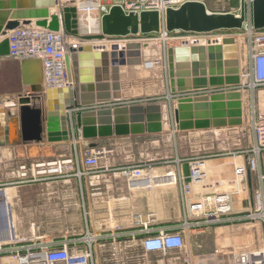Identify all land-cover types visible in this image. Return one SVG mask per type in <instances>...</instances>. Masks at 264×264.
I'll return each mask as SVG.
<instances>
[{
    "label": "water",
    "instance_id": "obj_1",
    "mask_svg": "<svg viewBox=\"0 0 264 264\" xmlns=\"http://www.w3.org/2000/svg\"><path fill=\"white\" fill-rule=\"evenodd\" d=\"M246 6L239 15L211 12L201 3H187L179 9L126 13L114 6L101 20V33L85 35L80 30L78 10L58 7L57 0H0V59L9 58V35L32 26L77 39L69 47L66 65L70 85L46 88L40 59L20 62L25 91L15 107L0 106V148L24 143L60 144L77 140H98L145 135L165 131L167 108L161 103L122 105V69L144 64L149 43H131L124 49L93 43L107 38L168 32L206 34L241 30ZM252 23L264 30V0H254ZM170 95L175 98L173 120L177 132H204L241 128L244 104L240 91L207 92L241 84L240 47L233 37L217 43L169 48L166 52ZM91 148H96L92 144ZM249 187L252 190L251 173Z\"/></svg>",
    "mask_w": 264,
    "mask_h": 264
},
{
    "label": "built area",
    "instance_id": "obj_2",
    "mask_svg": "<svg viewBox=\"0 0 264 264\" xmlns=\"http://www.w3.org/2000/svg\"><path fill=\"white\" fill-rule=\"evenodd\" d=\"M216 1L218 5L237 2V6L230 11L216 12L240 14L242 0ZM253 1L244 0L247 19L241 30L198 34L181 31L168 32L163 27L158 34H139L105 40L106 43L110 44L109 47L112 44H123V48L120 49H124L131 43L152 44L153 37L159 36L158 38L164 43L166 72H168L166 52L169 48L195 45L200 41L217 43L228 37H233L240 47V86L211 90L207 93L231 91L242 93L244 124L247 122L249 125L252 143L241 152L231 150L224 154V156L236 161L233 164V175L229 179L210 180L208 174L202 169L206 161L199 159L189 161L191 164L190 175L179 178L186 215L181 227L184 232L203 226L226 223H260L264 228V30H256L253 26ZM187 3H201L209 10L208 0H57L58 7L74 6L77 8L80 30L85 35L100 34L101 20L114 6H120L126 13L159 12L165 16L169 9H179ZM89 18L93 20V30L86 27ZM9 42V59L18 62L31 59L42 61L44 87L66 88L70 85L66 57L69 47L81 44L79 40L68 38L63 34L26 26L11 33ZM145 62L151 64L150 66L146 65L147 67L153 66L152 62ZM175 100L169 93V109L167 111L169 110L168 113L171 115L173 124L172 111ZM154 102L156 101L151 100L145 103ZM157 102L160 101L157 100ZM174 131H176L175 128ZM72 141L76 144L77 139L73 137ZM107 154L105 149H93L87 151L82 159L75 145V152L72 157L34 163L29 166L22 165L14 175L20 184L53 182L71 178L82 180L85 176L96 174V170L101 167V162ZM238 159H242L241 162H238ZM105 170L109 171V168ZM115 171L128 180L130 187L143 185L151 188L156 185L158 180L152 163L124 166ZM249 172L251 179L253 175L256 176L258 186L255 190H251L249 187ZM6 187L0 184V264H9V262L11 264H97L91 243H88V249L83 253L71 252L67 244L58 245L55 242L47 241L44 236H40L34 225L31 228L30 238L25 240L18 238L10 221L11 212ZM245 194L249 196L247 199H238ZM246 201L251 206L249 205L245 211L239 210L238 206L244 208ZM2 221H6L4 226H2ZM116 229L121 232V227ZM182 231L172 233L161 229L154 232L145 226L140 232L145 235L142 239V248L145 254L184 250L186 246ZM24 241H26L25 245L16 246ZM233 257L234 264H264V254H257L253 251L234 253ZM3 259L9 261L3 262ZM185 263L195 264L191 257L186 258Z\"/></svg>",
    "mask_w": 264,
    "mask_h": 264
},
{
    "label": "crops",
    "instance_id": "obj_3",
    "mask_svg": "<svg viewBox=\"0 0 264 264\" xmlns=\"http://www.w3.org/2000/svg\"><path fill=\"white\" fill-rule=\"evenodd\" d=\"M144 56L148 61L150 55L145 53ZM8 61L11 59H0V72H6ZM138 68L122 69V105L145 103L132 101L125 89V75H130V71ZM19 72L21 76L20 67ZM167 81L169 94V78ZM12 100L16 98L8 93L0 95V106L12 107ZM196 133L202 132L182 134ZM160 135L77 140L76 144L73 141L60 144H49L46 141L19 143L0 148V167L5 162L9 163L7 166L13 164L15 167L8 177L0 179V184L7 186L10 221L16 236L23 240L30 238L34 225L40 236L58 245L67 244L71 252L83 253L87 251L88 243H91L97 264H186L185 259L188 257H191L195 264H234V252L226 253L224 249L239 245L240 228L248 224L226 223L203 226L188 232L181 230L186 215L179 178L190 175L189 161L159 162L144 158L143 154L137 159L125 156L129 150L136 148L142 139ZM159 143L160 141L156 140L153 145ZM92 144H96L94 149H105L108 152L96 174L85 176L82 180L71 178L32 184H20L16 181L14 173L22 165L29 166L72 157L75 145L83 159L87 151L93 150L90 147ZM221 161H206L208 170L211 168L214 171V174H210V180L232 177L233 164ZM147 163L154 164V173L158 178L156 185L151 188L143 185L130 187L128 180L115 171L124 166ZM106 168H109V171H106ZM216 168L219 170L215 171ZM170 173L172 175H169ZM257 186L256 176L253 175L252 189L255 190ZM244 205V208L238 206V209L245 211L251 206L249 202ZM5 223L6 221H2V226ZM145 226L154 232L161 229L172 233L182 231L185 249L145 254L142 248L145 235L140 233ZM117 227H121V232L117 231ZM25 244L26 241L16 246Z\"/></svg>",
    "mask_w": 264,
    "mask_h": 264
},
{
    "label": "rangeland",
    "instance_id": "obj_4",
    "mask_svg": "<svg viewBox=\"0 0 264 264\" xmlns=\"http://www.w3.org/2000/svg\"><path fill=\"white\" fill-rule=\"evenodd\" d=\"M208 5L211 12H227L235 8L237 2L234 1L229 4L218 5L216 0H208ZM158 37H153L152 48L147 49L150 51L148 53L150 55L148 56V62H152L153 66L147 67V63L144 61V64L138 69L130 71V75H125V89L132 101L149 102L151 100H158L169 109L168 74L165 66L164 43ZM115 45L119 46L121 44H112L111 47L108 44V47L112 48ZM6 67V72H0V95L8 93L17 99V96L25 91L19 72L20 63L11 60L6 63ZM12 101L11 105L14 108L15 100ZM174 128L175 126L172 123L171 115L167 112L164 133L157 137L142 139L138 146L133 150H129L130 152H127L128 154H125V156L137 159L143 154L144 158L159 162L176 160L181 163L183 160L191 161L193 159H199L200 161L222 160V163L230 162L234 164L236 162L235 159L224 156V154L231 150L241 152L242 150H246L252 143V136L247 122L241 128L185 135L179 132L177 133V131H174ZM156 140H159L160 143L153 145V142ZM227 158L228 160H225ZM241 160L239 159L238 162H241ZM7 164L9 163L5 162L0 167V179L8 177L15 168L13 164H10V166H7ZM218 168L215 171H218ZM205 169L204 171L208 174V178H211L210 174H214V171L211 168L208 170L207 166ZM248 197L245 194L238 197V199H247ZM238 238L239 245L234 248H225L224 251L226 253H230L231 251L234 253L246 251L256 252L264 249V228L260 223L248 224L240 228Z\"/></svg>",
    "mask_w": 264,
    "mask_h": 264
},
{
    "label": "bare ground",
    "instance_id": "obj_5",
    "mask_svg": "<svg viewBox=\"0 0 264 264\" xmlns=\"http://www.w3.org/2000/svg\"><path fill=\"white\" fill-rule=\"evenodd\" d=\"M87 27L88 28H90V30H93V25H94V23H93V20H92V18H89L88 20H87ZM94 44V46H96V47H99V46H103V47H108V43H106L105 41L104 42H96V43H93ZM114 47H118V48H123V44H121V45H115ZM109 48V47H108ZM146 54L147 53H150V51L149 50H145L144 51ZM146 61V60H145ZM147 66H150L151 64H149V63H147L146 64ZM205 167L206 166H204V167H202V169H205ZM206 170V169H205ZM227 242V241H226ZM224 245H225V243H224ZM227 246V245H226ZM255 253H257V254H264V249L262 250V251H256Z\"/></svg>",
    "mask_w": 264,
    "mask_h": 264
}]
</instances>
